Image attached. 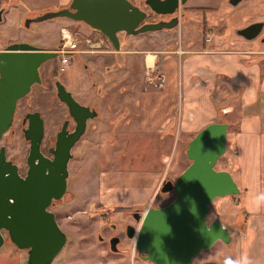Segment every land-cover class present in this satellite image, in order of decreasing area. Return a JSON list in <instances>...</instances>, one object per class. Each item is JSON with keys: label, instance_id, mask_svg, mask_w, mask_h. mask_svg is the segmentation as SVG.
I'll list each match as a JSON object with an SVG mask.
<instances>
[{"label": "crops", "instance_id": "0c3cea01", "mask_svg": "<svg viewBox=\"0 0 264 264\" xmlns=\"http://www.w3.org/2000/svg\"><path fill=\"white\" fill-rule=\"evenodd\" d=\"M3 1L9 3L4 6L2 20L13 8L19 22L30 9L19 4V0ZM54 1L65 5L70 0ZM205 1L186 0L183 5L194 11L204 10L199 33L193 30L182 39V34L177 33L179 25L140 34L125 35L121 31L119 49H114L104 34L85 22L65 17L70 22L66 23L68 27L73 25L82 31L76 36L68 32L75 46L65 65V80L82 101V81L75 79L67 67L71 56H79L97 68L98 74H94L86 67L92 72L88 77L94 76L98 81L94 87L89 85L92 93L105 92L98 109L93 106L96 116L100 109L101 122L112 119L107 135L113 139L114 147L135 145L136 157L132 161L136 165L142 161L144 169L136 166L133 172L122 175L124 186L111 184L115 176L107 182L99 181V190L106 191L103 198L109 196L110 203L105 207L150 206L154 187L157 191L165 177L160 164L168 163V151L176 139L191 138L207 123L224 119L228 123L225 148L227 144L231 163L229 168L218 169L231 173L240 190L239 207L246 212L244 224L229 230V243L235 253L232 260L264 264V203L259 207L253 203L255 197L264 194V50L227 46L221 38H215L213 22L207 15L217 7L215 0L210 4ZM79 43L93 48L77 49ZM81 55H86V59ZM99 195L100 191L95 199ZM20 260L23 262V258Z\"/></svg>", "mask_w": 264, "mask_h": 264}, {"label": "water", "instance_id": "95a60500", "mask_svg": "<svg viewBox=\"0 0 264 264\" xmlns=\"http://www.w3.org/2000/svg\"><path fill=\"white\" fill-rule=\"evenodd\" d=\"M185 2L143 0L144 9L132 0H70L65 7L25 19L24 24L55 17L81 20L104 34L114 49H119L118 32L129 35L170 29L178 24L180 5ZM4 8L0 6V21ZM147 10L160 15L176 14L169 19L149 21ZM262 24L261 20L248 23L237 28L236 33L252 38ZM58 48L59 45L45 48L14 41L0 49V137L11 125L16 99L28 92L32 83L40 81L38 66L56 56ZM56 90L75 125L69 131L67 119L63 121L54 145L49 148L53 156L49 158L40 151L43 119L38 110L28 113L27 124L22 128L29 142L24 176L5 158L4 147L0 146V246L6 235L18 249H25L26 264H50L64 246L66 235L49 206L66 189L72 145L83 134L87 119L96 116L94 107L79 103L60 82L56 83ZM227 125L226 121H212L196 131L185 148L188 164L174 179H162L159 190H172L174 196L166 204L146 207L141 214L134 245L143 259L155 264H191L195 254L208 249L216 240L230 242L228 226L220 216L206 218L209 203L215 197L240 191L227 169L215 168L225 151Z\"/></svg>", "mask_w": 264, "mask_h": 264}, {"label": "rangeland", "instance_id": "374dc122", "mask_svg": "<svg viewBox=\"0 0 264 264\" xmlns=\"http://www.w3.org/2000/svg\"><path fill=\"white\" fill-rule=\"evenodd\" d=\"M19 1V4H22L25 8H30L28 10L45 8L55 9L58 6L54 0ZM2 2L4 3L5 1L2 0L1 3ZM211 2V0L205 1L207 4H210ZM260 2L262 1L240 0L238 3L232 4L229 0H215L217 7L216 10H212V12L207 15L213 22V36L215 38H221L227 46L232 44L233 47L249 46L255 49L264 50V25L259 35L249 39L236 33L237 28H241L254 21L261 20L264 24V5H261ZM138 4L142 8H146L143 1ZM183 5L184 4H181L179 9V22L177 24L179 27L177 33H181L182 39H185L186 35H189V32H193V30L198 31V33L200 32V16L204 14V10L194 11ZM29 12L30 11H27L25 15H30ZM147 13L148 16L146 20L148 18L149 20H153V12L147 10ZM15 14L16 10L12 8L10 9V13L5 15L6 19L0 21V47H3L6 44L8 38L9 40L24 38L34 45L45 48L53 47L58 41H60L59 43L61 44L69 45L72 43V39L69 38L68 32L74 36L81 35L80 33L82 32L80 29H77L76 26L72 25L68 27L69 24L66 23L70 22H66L65 17H55L29 23L28 27L24 24L23 18H20L21 20L19 22L16 21L14 17ZM140 33H147V31ZM86 48L90 49L93 47H86V45L81 43L77 44V49L85 50ZM57 57L59 60L60 54ZM81 57L86 59V55H81ZM77 58L71 56V60L67 67L72 72H69L75 79L82 81V87L85 90L83 100H87V102H90L98 109L100 103L99 99H101L105 92L93 91L92 93L89 85L94 87L98 81L92 75V79L88 77L87 74L89 72L86 67H88L94 74H98V70L92 64L90 65V63L89 66L87 62L80 59L79 56ZM83 64H86L85 68ZM42 68L45 71L46 64H44ZM62 73L64 74V71ZM63 74L61 77L65 80V74ZM90 79L92 83H90ZM49 91L44 94V97H47L48 95V99L40 97L38 105H32L38 110L40 109V112L44 117L45 138L53 136L66 113L65 105L60 103L57 99L55 100L52 95V88H50ZM34 95H36V92H34ZM74 96L76 95L74 94ZM99 110L97 116L87 120L85 132L78 138L71 148V152L74 156L68 163L67 191L57 205L52 208V210L57 212L56 217L59 226L68 234V243L60 250V253L54 257L50 264H65L66 262L68 263L69 261L75 260H90L92 257L90 252H84L82 250L78 251L75 244L80 242V246V244L85 245L89 241H95L94 234L91 238H86L84 236L87 233L94 231L98 220L96 214L90 216L89 213H93V211L98 212L99 210L106 208L105 206L110 203V201H107L109 196L103 198L102 194L106 191L103 190L104 188L99 190V181L101 179H106L107 182L108 179L110 180L111 176H115V179H111V184L119 183L123 185L121 177L124 173L133 172L132 170H135L134 168L136 166L143 168L142 161H138L140 163L139 165H136L137 162H135V160L132 161V157H136L135 145L132 147L126 145L124 149H121L116 144V147H114L113 139L108 138L109 135H107L109 126H112V119L107 123L101 122L99 119H101L100 112L102 114V111ZM234 115H236V113L231 116ZM189 139L190 138H178L176 139L177 145L175 144L169 149L168 154L171 155L168 163L161 162L160 164V169L164 170V178L167 177V179H174L188 164L189 159L186 157L185 153L182 151L180 152V147H183L184 150ZM127 141L128 139L124 144H126ZM0 144L4 145L7 157L16 162L24 161V157L28 151V142L23 137L18 121H15L10 128L4 132L0 139ZM145 157L144 154L141 158L144 159ZM149 157L152 159V156ZM223 157L224 155L221 156V158ZM150 165H152V163ZM216 166L218 167L219 164H216ZM158 186L160 187V185ZM159 187H157V191L155 189L156 187H154L155 194L153 195V200H151L152 203L150 206L166 204L174 196L173 192L170 191L161 192ZM99 191L100 195L97 200L95 197ZM130 207L131 209L136 208L141 213H143L146 208L142 205H133ZM119 208L121 207L115 205L112 208H107V210H117ZM237 208L239 207L233 204L230 196H218L209 203L206 218L207 220H211L215 215H219L221 220L228 226V229L233 231L235 225H237L234 219ZM78 210L79 212H77ZM109 217H111V215H108L106 218L111 220L112 218ZM241 217L242 214L240 218ZM237 222L241 223V220H238ZM81 248H83V250L85 249L84 247ZM233 248L234 246L230 245V243L225 244L220 240H216L211 247L195 254L191 264H236V259H234V261L232 260L233 256H235ZM72 251L75 252L71 253ZM18 252L19 249L12 244L6 236L3 244L0 246V264H22L20 258L25 259L26 253L24 254L25 251L22 252V250L20 251V254H18Z\"/></svg>", "mask_w": 264, "mask_h": 264}, {"label": "flooded vegetation", "instance_id": "af4514ba", "mask_svg": "<svg viewBox=\"0 0 264 264\" xmlns=\"http://www.w3.org/2000/svg\"><path fill=\"white\" fill-rule=\"evenodd\" d=\"M232 1L233 0H229L230 3ZM2 5H3V2L0 3V6H2ZM175 14H176V12H174L172 14H166V15L154 14L153 20H149V18L147 20L154 21L158 18L169 19L172 15H175ZM29 16L25 15L24 20L32 18L35 15H29ZM30 23H34V22L31 21ZM263 25L264 24H262V27H263ZM28 27H29V25H28ZM262 27H261V29H262ZM260 32H261V30L258 32L257 35H259ZM14 41H27V42H29L28 40L23 38V39H13L11 41L6 42V44H8L10 42H14ZM59 42L60 41L57 42L58 44L56 43L57 45L55 44L53 47H50V48L58 47V45L61 44ZM63 45L64 44L59 45V48L57 50L58 53L56 56L52 57L49 60L43 61L38 66V74H39L40 81L32 83L30 86V90L28 92H26L23 96H20L16 99V104H15V108H14L13 115H12V121H11V125L15 121H18L20 129L22 130V128L25 127L27 124L28 118L26 116L28 115V113L35 111V110H38L36 107H33L32 105H38L40 97L41 98L43 97V99L44 98L48 99V95H47V97H44V94L47 91H49L50 88H52V95L54 96L55 100L57 99L60 103H63L65 105L66 113L63 116L61 123H60L59 127L57 128V130L54 132L53 136L45 138L44 117L42 116L40 109L38 110L40 112L42 119H43V133H42V138L40 141V151L42 152V154L44 156H47L49 158H51L53 156V154L49 150V148L54 145L55 138H56V132L60 129L63 121L65 119H67L66 128L69 131H71L75 125L74 120L72 119V117L68 113V108H67L66 104L58 98L57 93H56L57 92V90H56V83L57 82H60L66 90L70 91L71 94L73 93L68 88V86L66 84V80H63L61 77V75L63 74L62 73L63 71L65 74L66 67L65 66L61 67L59 65V60H58L57 56L60 54L59 49ZM4 46L2 48H4ZM96 47H98V46H96ZM69 50L70 51H67L68 57H69L70 52H73L74 49L71 48ZM44 64H46L45 71L42 68ZM83 65L86 67V64H83ZM89 73L91 74L92 72L89 71ZM93 84H94V82H93ZM34 92H36V95H34ZM50 95H51V93H50ZM72 96L79 103L93 107V105L90 102H87V100L81 99L82 101H80L77 99L76 96H74V94H72ZM21 110H22V112H21ZM96 114H97V112H96ZM91 118H93V117H91ZM86 124H87V121H86ZM10 126H9V128H10ZM6 131H4V132H6ZM4 132L2 133V135L4 134ZM84 132H85V130H84ZM2 135H1V137H2ZM1 137H0V139H1ZM27 142H28V140H27ZM1 145L4 147L3 144H0V146ZM28 147H29V142H28ZM70 152H71V149H70ZM4 153H5V158L11 160L12 163H14L16 165L18 173L21 176H24L26 173V170H27L26 156H27L28 151L24 157V161H22V162H16L15 160L7 157L5 147H4ZM71 155L72 156L69 158V160L67 162V169H68V163L71 160V158H73L74 154L71 152ZM67 177H68V175H67ZM163 179H167V177L163 178ZM160 185H161V183H160ZM66 188H67V184H66ZM66 191H67V189H65L63 195L61 197H59L58 199H53L52 203L49 206L50 211H52L54 213V217H55V220L57 223H58L57 217H56L57 212L55 210H52V208H54L57 205V203L59 202V200L61 198H63V196L66 194ZM167 192H169V191H167ZM170 192H172V190H170ZM112 207L113 206L106 207L102 210H99L98 211L99 213L97 211H93V213H89L90 216H94L96 214L98 220H97L96 227L94 228V231H92L91 233H87L84 236L86 238H91V236L94 234L95 241H89L85 245L80 244V246H79L80 242L75 244L77 246L78 251L82 250L84 252H90V254L92 255L90 260L89 261H82V260L69 261L68 263L66 262L67 264H87V263H91V264H155L150 260L143 259L141 257L142 253H138V251L134 245V242H135L134 236L136 234L138 225L140 223V218H141L142 213L139 210H137L136 208L131 209V207H129V206L119 208L117 210L116 209H108L107 210V208H112ZM77 212H79V210ZM108 215H111V217H109V218H112L111 220L106 218ZM68 217H70V216H68ZM61 230L66 235V240H65V243L63 246V247H65L68 243V234L62 228H61ZM2 231L5 234V231L4 230H2ZM5 237H6V235H5ZM81 247H84L85 249L83 250V248H81ZM21 250H22V252L25 251V249H19V251H21ZM73 252H75V251H72L71 253H73ZM58 253H60V251ZM24 254H25V252H24ZM97 257H99V258H97ZM22 261H23L22 264H26L24 258Z\"/></svg>", "mask_w": 264, "mask_h": 264}, {"label": "trees", "instance_id": "16d2710c", "mask_svg": "<svg viewBox=\"0 0 264 264\" xmlns=\"http://www.w3.org/2000/svg\"><path fill=\"white\" fill-rule=\"evenodd\" d=\"M141 1H143V0H137V1H135V3L138 4V3L141 2ZM8 3H9L8 1H5V2L3 3V6H6ZM68 3H69V2H68ZM68 3L65 4V5H58L57 8L65 7V6L68 5ZM57 8H55V9H57ZM5 9H6V7H5ZM45 10H50V9L45 8V9H35V10H28V11H30V12H29L30 15H36V14H39V13L45 11ZM27 16H29V15H27ZM23 19H24V17H23ZM35 22H37V21H35ZM221 121H225V120L223 119V120H221ZM185 148H186V146H185ZM183 153H185V149L183 150ZM229 153H230V150H229V147H228L227 144H226L225 151H224V153L221 155V156L224 155V157L221 158V156H220V157L217 159V161H216V163H215V166H216V164H217V165L219 164V166H218V167L216 166L215 168H223V167H225V168H229L228 163H229V164L231 163V159H230V155H229ZM220 158H221V159H220ZM239 192H240V191H239ZM225 196H230V199L233 201V204H234L235 206L237 205V206L239 207V193H237V194H228V195H225ZM239 208H240V209H239ZM239 208H237V211H236V214H235V216H234V219H235V222L237 223L236 226L241 227V226L244 224V221H245V217H246V216L244 217L243 215H245L246 212H244V211L241 209V206H240ZM239 213H240V214H239ZM241 214H242V217L240 218ZM238 220H241V223L237 222ZM7 238H8V237H7Z\"/></svg>", "mask_w": 264, "mask_h": 264}, {"label": "built area", "instance_id": "2783aa9c", "mask_svg": "<svg viewBox=\"0 0 264 264\" xmlns=\"http://www.w3.org/2000/svg\"><path fill=\"white\" fill-rule=\"evenodd\" d=\"M206 39H209V38H206ZM67 46V47H66ZM75 46V43L72 42L70 43L69 45H63L60 49H59V53L61 54L60 57H59V63H60V66L63 67L66 65V63L68 62V52L67 51H70L69 49L71 48H74Z\"/></svg>", "mask_w": 264, "mask_h": 264}, {"label": "clouds", "instance_id": "9594fccd", "mask_svg": "<svg viewBox=\"0 0 264 264\" xmlns=\"http://www.w3.org/2000/svg\"><path fill=\"white\" fill-rule=\"evenodd\" d=\"M253 203L256 207H259L262 203H264V194L255 197ZM236 264H241V262H236ZM242 264H250V262L245 259Z\"/></svg>", "mask_w": 264, "mask_h": 264}]
</instances>
